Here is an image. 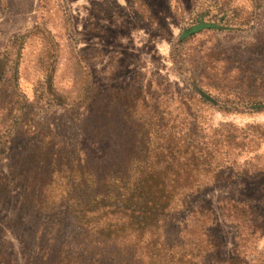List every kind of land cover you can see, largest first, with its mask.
I'll return each mask as SVG.
<instances>
[{"label":"rangeland","instance_id":"374dc122","mask_svg":"<svg viewBox=\"0 0 264 264\" xmlns=\"http://www.w3.org/2000/svg\"><path fill=\"white\" fill-rule=\"evenodd\" d=\"M120 116L170 119L164 139L196 134L219 178L191 199L211 215L189 231L244 238L224 200L264 216V0H0V243L18 264L39 226L20 220L26 178L79 142L98 154L86 137ZM256 238L242 243L260 250Z\"/></svg>","mask_w":264,"mask_h":264},{"label":"trees","instance_id":"16d2710c","mask_svg":"<svg viewBox=\"0 0 264 264\" xmlns=\"http://www.w3.org/2000/svg\"><path fill=\"white\" fill-rule=\"evenodd\" d=\"M190 119L182 116L180 123ZM115 120L111 135L86 137L102 147L98 154L79 142L63 162L35 169L38 181L26 178L30 191L20 195V210L27 209L20 220L39 226L29 236L31 245L22 241L24 264H264V247L242 243L264 234V216H256L249 202L224 200L234 228L247 227L230 247L203 228L189 231L192 219L207 210L192 208L191 199L219 178H207L211 155L196 134L183 135L182 142L174 134L164 139L170 119L161 116ZM4 244L0 264H18Z\"/></svg>","mask_w":264,"mask_h":264}]
</instances>
